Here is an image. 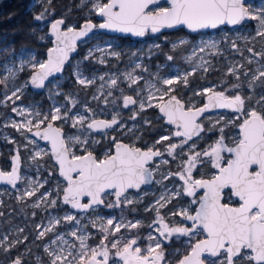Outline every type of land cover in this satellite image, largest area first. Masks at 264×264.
<instances>
[{
	"label": "snow or ice",
	"instance_id": "6c2138e0",
	"mask_svg": "<svg viewBox=\"0 0 264 264\" xmlns=\"http://www.w3.org/2000/svg\"><path fill=\"white\" fill-rule=\"evenodd\" d=\"M51 3L52 0H46L47 6L34 16V20L44 21L50 14ZM87 3H91L89 12L99 16L101 23L94 24L91 19H87L77 29L76 26H66L64 18L56 19L51 22L50 31L46 34L53 43V47L47 49L46 60H37L32 50L26 49L21 52V56L27 55L28 58L21 59L18 67L13 62L12 66L5 64L0 68V87L3 89L0 92V106L11 104V112L22 117L20 122L13 120L5 126H11L21 135L32 133L35 137L50 141L51 158L58 165L60 176L67 182V187L63 189V202L77 210V215L65 213L63 217L50 216L47 224H35L36 240L43 241L49 234L52 238L43 244L44 255L36 256L34 264H110V261L112 264H205L206 261L207 264H264V6H246L247 0H81L80 6ZM162 3L167 6H162ZM249 21H256L254 34L238 38L247 44L259 37L261 50L256 51L253 47L242 50L236 40L230 41V49L234 54L239 53L248 65L255 63L258 67L252 70L247 69L245 63L230 62L225 77L234 78L233 83L222 80L220 85L224 87L223 91H218V86L212 85L194 93L195 96L206 97L207 102L202 107H196L195 104L186 106L174 93L181 84L189 86V77L198 72L207 74L215 68L212 61L206 60L203 55L197 57V51L202 54L206 49H211L212 56H222L223 49L218 47L219 42L216 40H202L195 44L192 54L185 57L191 67L183 72L175 70L174 74L167 77L162 76L159 70L149 71L140 63H136L131 71H125L121 76L112 74L107 80L105 76H85L80 70V64L93 58L94 53L120 57V53L112 50L110 44L89 48L82 61L74 65L72 75L76 84L83 89L87 90L97 80L101 81L91 95L92 101H102L105 106H117V102L122 99L123 108L132 110V115L128 117L132 121H136L146 109L157 107L162 114L161 119L166 118L168 124L176 126L175 132L160 136L147 150L122 143L111 136L108 139L114 145V150L109 148L103 158H97L89 150L92 145L100 143L93 139L94 133L107 135L108 130H121L135 134L139 128L135 125L127 127L119 112H112L110 120L96 119V111L88 103H82L73 93L60 91L59 83L49 89V99L53 95L62 96L64 103L53 105L47 113L17 105L25 88L48 87L51 83L49 78L64 71L69 54L76 49L77 41L86 40L95 29L144 37L148 33H161L162 29L180 26L192 33L225 25L240 29ZM46 36H38L37 39L43 41ZM224 40L227 42L228 37L225 36ZM189 43L188 40L178 39L171 47L175 51L187 47ZM152 47L159 49L160 45ZM244 51L250 55L244 56ZM194 57L196 63L193 65ZM166 59L172 61L174 57L168 55ZM99 63H106L105 56L100 58ZM25 67L32 69L29 80L16 85L18 73ZM137 69L147 73L150 78L137 75ZM121 81L127 82L128 89L134 95L124 94V89L120 87ZM10 82L13 85L11 89L8 87ZM113 89L121 95L113 96ZM245 90L246 94H242ZM227 92L234 94L227 95ZM78 106L79 111L76 110ZM216 108L231 109L236 116L230 120L224 117L215 121L209 119L210 127L205 129L201 122L204 114ZM100 111L103 114V109ZM29 116L32 119H28ZM57 121L62 125L69 124L77 134L65 136L62 127L54 126ZM143 124L151 127V120L144 119ZM230 125L238 129V134L227 141L225 129ZM206 130L218 131L219 135L208 149L196 151L193 138L199 139ZM173 138H179V142L172 143ZM164 142L167 145L162 152L156 146ZM77 146L82 150V155L73 151ZM186 147L188 151L185 153ZM177 149L180 150L181 158L178 170L159 172L161 165L169 163L163 159L165 152L175 160ZM225 153L230 154L231 158L225 159ZM45 155L49 153L39 150L31 159L37 161ZM154 158H160V164L149 167ZM11 159L10 171L0 170V181L13 188H16L18 181H25L27 187L16 197L17 201L24 202L35 197L31 205L33 209L40 208L42 204L45 210L49 207L54 209L58 201L52 198L53 192H41L43 183L20 175L18 150ZM205 165H210L214 174L209 179H195L194 170ZM154 172L160 175V180L155 179ZM174 177H178L182 183L173 189L165 185L164 192L144 208L146 212L155 213L149 224L145 225L140 220H126L125 209L129 213L136 212L138 209L135 205L143 200L139 191L137 198L130 197V189L140 190L143 185L161 184ZM110 195L114 199L107 201ZM83 197H87V203L82 202ZM180 197L191 198L188 206H177L176 210H169L167 217L161 214L162 210L168 209ZM101 206L119 209L120 215L111 218L97 215L89 219L92 227L99 226L98 231L103 237L93 247L87 243L91 238L87 231L88 225L82 224L78 215L95 212ZM4 216L3 201L0 200V218ZM32 216H36L35 211ZM4 223L10 224V221ZM58 225H67L68 230L59 232ZM145 226L155 232V235L149 232L146 248L142 249L138 245L142 239L139 235L127 239L115 238L121 229L130 233L133 229ZM23 232V228L9 227L7 233L0 234V251L10 254L13 249L24 244L28 236L19 238ZM10 235L15 238L10 239ZM110 236L113 237L111 241ZM181 237L187 239L181 240ZM196 237L202 238L193 242ZM173 238L186 246L187 251L182 258H170L172 253L180 252L179 247L172 249L171 253L166 251V244L172 243ZM27 253L31 255V249H27ZM8 264H25L23 254L10 258Z\"/></svg>",
	"mask_w": 264,
	"mask_h": 264
},
{
	"label": "rangeland",
	"instance_id": "374dc122",
	"mask_svg": "<svg viewBox=\"0 0 264 264\" xmlns=\"http://www.w3.org/2000/svg\"><path fill=\"white\" fill-rule=\"evenodd\" d=\"M46 0H34L32 4L36 2H42ZM106 2V0H105ZM81 3V0H80ZM80 3L76 10H80L79 14L82 16L81 21L73 20L66 23V26H78L81 22L87 19H92L95 13L89 12L91 8V3L85 4L83 7L80 6ZM162 6H167L162 3ZM246 6H252L254 8H260L264 6V0H247ZM70 10V9H68ZM68 12V11H67ZM76 13L72 14L74 18ZM48 20L45 24L49 25L52 21ZM45 24H42L40 28H43ZM256 27V21H249L243 25L242 28L237 29L235 27H227L221 26L218 29H211L201 31L195 35H190L183 30L182 33L174 34L172 30L169 32H163L156 36L150 37L147 36L141 40H133L129 37H119L115 34H108L105 32H97L90 35L86 40L83 41L82 45L79 47L78 53L71 59L70 63L65 67L64 71L57 76H54L50 79L51 83L48 84V87L44 88L41 92H35L30 87L24 89L22 98L20 101H17V105L24 108H29L32 111H40L47 113L53 105H62L64 103V98L62 96H52V99H49L50 92L49 89L56 83L60 85V91L64 93H73L78 100L82 103H88L89 107L96 111L95 118H112V112H119L121 117L123 118V122L127 125V127H133L135 125L139 128V131L135 134L126 133L121 130H108L107 135H101L100 133H94L93 139L99 140V144H94L89 149L90 151L99 150L98 158H103L104 153L109 148H112L113 145L110 143L108 137L115 136L117 140H123L128 142L129 144L136 145V142L139 140L136 137L142 136L145 125L143 124L144 119H157L161 117V113L157 107H152L146 109L140 116L137 117L136 121L129 120L128 117L132 115L131 109H124L122 107V99L117 102V106H113L111 104L105 106L103 102H97L91 100V95L95 92L96 88L99 87L101 81L97 80L96 84L87 90L83 89L81 86L76 84L75 79L72 75L73 67L76 65L78 61H82V58L87 54L89 48H93L96 45H100L104 47L105 45H112V50L119 52L120 57L116 58L110 55H106L103 53H94L93 58H90L87 61H83L80 64V70L83 72L85 76H105L107 80L112 74L117 76H121L125 71H131L132 67L136 63H140L142 66L149 69L151 72L160 71L162 76H170L174 74L175 70H179L181 72L188 70L191 65L185 60V57L190 56L192 54V47L195 44H198L200 41L207 40H216L218 41V47L223 49L222 56H212L211 49H206L204 53H199L197 51V57L203 55L206 60H211L215 65L214 69H211L207 74L198 72L194 76L189 77V86L184 87L182 84L177 87V91L174 93L177 98H179L186 106L190 104H195L198 106L206 101V97L203 96H195L194 93L204 87H210L212 85H217L218 91H223L224 87L220 85L222 80H227V82L233 83L234 78L225 77V72L229 63H245L247 69L254 70L258 67L257 64L253 63L252 65H248L246 61L243 60L239 53H233L230 49V41L236 40L237 45L244 50L246 47H253L256 51L261 50V41L260 38L257 37L255 41H250L247 44L241 38L242 36H247L250 34H254ZM48 33L47 30L41 31L39 36H46ZM228 37V41L224 40V37ZM167 37V39H165ZM178 39L188 40L190 43L187 47H181L177 50H172V43L176 42ZM48 40L47 36L46 39ZM44 40V41H45ZM155 44H159L160 48L156 49L152 47ZM32 50V54H34L37 60L43 61L45 60V52L38 51L34 47L23 46L19 50H14L13 47L3 38H0V68H2L5 64L8 66H12L13 62L18 67L21 59H27V55L21 56V52L24 50ZM136 53L135 56L132 54ZM168 55H172L174 59L172 61H168L166 57ZM250 54L247 51H244V56H249ZM102 56H105L106 63L100 64L99 60ZM258 59V58H257ZM193 65L196 63V57L193 58ZM32 69L30 67H25L22 72L18 73V77L16 80V85L24 84L29 80L30 73ZM137 75H143L145 78L148 77L147 73L141 72L140 69L136 70ZM6 75V73H3ZM204 77V78H202ZM243 79V77H242ZM143 82H141L142 86ZM12 83L10 82L8 87L12 88ZM120 87L124 89V94L126 95H134V92L127 87V82H120ZM3 89L0 87V92ZM10 94V91H9ZM227 95H233V92H227ZM242 94H246L242 92ZM121 94L118 90L113 89V96L119 97ZM2 98V97H0ZM111 99V98H110ZM167 99V98H166ZM156 103V102H154ZM12 105L9 104L7 107L0 106V167L4 170H8L10 166V158L16 154L17 150L19 151V155L22 161L21 167V176L25 178H30L32 180L38 181L39 183L44 184V188L40 191L43 192L45 190L53 192V199H57V205L53 209L49 207L45 210L44 205L42 204L40 208L33 209L31 205L36 199H26L24 202H18L16 197L27 187L25 181L21 180L17 184L16 188H10L8 186L0 185V200L3 201V211L5 216L0 218V234L7 233L9 227H19L23 228L24 232L20 235L19 238H23V236H28V240L25 241L24 244L19 245L16 249H13L10 254H6L3 251H0V264H8L10 258H14L18 255L23 254L25 264H34V260L36 256H43V244L47 243L48 240L52 238L51 234L45 237L43 241L36 240V233L34 231V226L37 223L43 222L47 224L48 218L50 216L53 217H63L65 213H71L73 215H77V210L72 209L70 204H65L63 202V189L65 187V182L61 179L57 173H54L52 167L56 168V165L52 162L50 155H45L43 158H38L37 161H33L31 156L39 150H44L49 153V148L47 143H43L40 140V137H35L32 133H25V135H21L10 125L11 121L15 120L20 122L22 117L18 116L15 113L11 112ZM100 109H103V114H101ZM80 110L79 106L76 109ZM236 116L235 113L221 110L215 111L206 114L201 122L204 124L205 129L210 127L208 123L209 119L215 121L219 117H224V119L230 120L234 119ZM28 119H32L31 116ZM57 125L61 126L65 130V136L76 135V130L71 128L69 124H61V122H54ZM36 131V129H33ZM176 131L175 127L164 126L163 131L159 134V136L152 142H148L146 144L147 147H152L153 144L160 136L171 135ZM225 134L227 141H231L238 134V129L229 126L225 129ZM219 135L218 131H205L201 133L200 138H193V141L196 144V151H204L208 149L209 145L213 144V142L217 139ZM14 141V143L10 142ZM29 141H34V143H30ZM226 141V142H227ZM172 143H178L179 138H173ZM191 143V142H190ZM27 145V147H25ZM167 142H164L161 147H158L162 152L164 151ZM157 147V146H156ZM73 151L77 155L83 154L82 150L77 146L73 148ZM188 148L184 149L186 153ZM180 150L177 149V157L173 160L171 157L167 155L165 152L163 159L168 160L169 163L167 165H161L159 172H176L178 170V165L180 163ZM230 154L225 153V159H230ZM50 159V161L48 160ZM155 164H160V158H156L152 167ZM214 174V170L210 165H205L204 167H198L194 170L193 176L195 179L208 178ZM155 179L160 180L161 177L158 173L154 172ZM47 181V183H44ZM182 182L179 181L178 177L171 178L169 180L162 181L161 184L153 183L151 185H145L140 190L130 189L129 196L132 198H137V192L139 191L140 195L143 196V200L140 204L135 205L138 209L136 212L129 213L127 209H125L124 215L126 220L135 222L136 220L142 221L143 224H149L153 217L155 216L154 212H146L144 208L149 204H152L156 198H158L165 190V185L168 189H173L178 187ZM146 193V195H144ZM202 194V192L200 193ZM39 195V193L37 194ZM107 201H111L114 199L113 196H108ZM190 197H180L177 200H174L172 204L168 206V209L162 210L161 214L167 217L169 210H176L177 206H188V202ZM131 207V206H130ZM36 212V216H32V212ZM11 213V215H9ZM100 216L103 218H111L113 216L119 217L120 210L119 209H108L103 206L96 209L95 212L89 211L88 213H80L78 215V219H81L82 224L88 225L87 231L91 234V238L87 241L90 246H96L99 244L100 240L103 238L97 227H92L89 224L90 218H95L96 216ZM88 217V219L84 218ZM4 221H10V224L4 223ZM190 223V222H187ZM67 225H58L57 231L64 232L67 231ZM152 231L148 227H140L138 229H133L130 233L121 229V232L117 234L115 237L119 239L120 237H124L125 239L131 238L139 235L142 237L138 241V245L143 249L148 245V240L146 239L149 235V232ZM152 234L155 235V232L152 231ZM10 239H14V235H10ZM70 240L73 239L68 237ZM202 238L196 237L193 239ZM113 237H109V241H111ZM181 240H186L187 238L181 237ZM78 246V241L76 242ZM180 248L179 253H172L170 258L179 259L187 251L186 246H183L175 241L173 238V242L170 244H166V251L171 253L172 249ZM27 249H31V255H28ZM47 258L45 257V260ZM211 259V258H209ZM112 264V261H110ZM207 264V261H206Z\"/></svg>",
	"mask_w": 264,
	"mask_h": 264
},
{
	"label": "trees",
	"instance_id": "16d2710c",
	"mask_svg": "<svg viewBox=\"0 0 264 264\" xmlns=\"http://www.w3.org/2000/svg\"><path fill=\"white\" fill-rule=\"evenodd\" d=\"M34 0H0V38L6 40L14 50H19L23 46L34 47L38 51L46 52V49L51 45V40H39L37 37L41 31L48 29L45 24L48 20L62 17L69 21H81L82 16L78 15L80 10H76L80 0H52L50 5V14L44 21L34 20V16L41 12L46 1L36 2ZM70 9V10H68ZM68 11V12H67ZM76 13L73 18L72 14ZM94 19V17H92ZM45 24L43 28H40ZM35 30V35H33ZM183 29L179 28L174 31V34L182 33ZM166 126L164 119L161 117L151 120V127L144 128L141 138L136 142L137 146L145 147L148 142L154 141ZM157 145V147H161ZM50 161V159H48ZM54 173H57L56 168L52 167Z\"/></svg>",
	"mask_w": 264,
	"mask_h": 264
},
{
	"label": "water",
	"instance_id": "95a60500",
	"mask_svg": "<svg viewBox=\"0 0 264 264\" xmlns=\"http://www.w3.org/2000/svg\"><path fill=\"white\" fill-rule=\"evenodd\" d=\"M60 18H62V17H56L55 19H53L51 22H53L54 20H56V19H60ZM86 20H84L83 22H81L78 26H76L77 27V29L85 22ZM91 21L94 23V24H99V23H101L102 22V19L99 17V16H97L96 14L94 15V19H91ZM51 22H50V24L48 25V29H47V31L49 32L50 31V25H51ZM225 26H227V27H233V26H230V25H225ZM221 27V26H220ZM179 28H181V29H183L185 32H187L188 34H190V35H195V34H197V33H192V32H190L188 29H186V28H184L183 26H180V27H176V28H171V29H169V28H165V29H162L161 30V33H163V32H169V31H172V30H175V29H179ZM205 30H211V29H204V30H201V31H205ZM97 32H105V33H108V34H115V35H117V36H119V37H129V38H131V39H133V40H141V39H144V38H146L147 36H150V37H153V36H156V35H158V34H161V33H156V34H152V33H148V34H146L144 37H139V36H135V35H132V34H126V33H120V32H114V31H110V30H101V29H95V30H93V33H90L89 34V36L90 35H92V34H94V33H97ZM83 41L84 40H78L77 41V45H76V49H75V51H73V52H71L70 54H69V61L68 62H66V64H65V67L70 63V61H71V59L78 53V50H79V47L82 45V43H83ZM51 47H53V43L51 42V45L48 47V48H51ZM47 48V49H48ZM47 49H46V52H45V60L47 59ZM65 67H64V69H65ZM31 73H32V71H31ZM31 73H30V75H31ZM60 73H58V74H55V76H57V75H59ZM54 77V76H53ZM52 77H50L49 78V80L51 79ZM47 83V82H46ZM31 89H33L35 92H41L43 89H37V88H34V87H31V86H29ZM179 99V98H178ZM207 102V100L204 102V103H206ZM204 103H202V104H200V105H198V106H196V107H202L203 106V104ZM122 107H123V104H122ZM125 109V108H124ZM221 110H226V111H229V112H232V113H234L231 109H222V108H216V109H210L209 110V112H207V113H205L204 114V116L206 115V114H208V113H211V112H215V111H221ZM236 114V113H235ZM96 119H105V120H110L111 118H96ZM164 122H165V124L167 125V126H170V127H175L176 128V126L175 125H170V124H168L167 122H166V118H164ZM54 126L55 127H61V126H59V125H57L56 123H54ZM63 129V128H62ZM63 132H64V134H65V130L63 129ZM40 140L43 142V143H47V145H48V148H49V155H50V153H51V143H50V141H46V140H42L41 138H40ZM118 141H120V142H122V143H125V144H129L128 142H126V141H123V140H118ZM129 145H134V144H129ZM136 147H138V148H140V149H142V150H147V148H143V147H141V146H137V145H135ZM112 149L114 150V145H113V147H112ZM15 155V154H14ZM82 155V154H81ZM94 155H95V153H94ZM12 158V157H11ZM10 158V166H9V169L7 170V171H10V169H11V167H12V159ZM50 158H51V155H50ZM156 158H154V160H155ZM51 160H52V162L56 165V163H55V161H54V159L53 158H51ZM153 163V162H152ZM152 163H150V165H149V167H152L151 165H152ZM21 167H22V161H21V158H20V174H21ZM0 170H3V171H6V170H4L3 168H1L0 167ZM56 170H57V175L61 178V179H63L64 180V182H65V187L64 188H66L67 187V182H66V180L62 177V176H60V174H59V167H58V165H56ZM210 177H206V178H203V179H209ZM19 183V181L17 182V184ZM0 185H4V186H8V187H10V188H13L10 184H7V183H5V182H3V181H0ZM145 185H143L142 187H144ZM141 187V188H142ZM63 196H64V191H63ZM82 199V202H84V203H87V197H83V198H81ZM70 206H71V204H70ZM205 255H207V254H205ZM205 264H206V262H205Z\"/></svg>",
	"mask_w": 264,
	"mask_h": 264
},
{
	"label": "flooded vegetation",
	"instance_id": "af4514ba",
	"mask_svg": "<svg viewBox=\"0 0 264 264\" xmlns=\"http://www.w3.org/2000/svg\"><path fill=\"white\" fill-rule=\"evenodd\" d=\"M142 147V146H141ZM143 148H149V147H147V146H145V147H143ZM98 151L99 150H94L93 152L95 153V155H98ZM98 158V157H97Z\"/></svg>",
	"mask_w": 264,
	"mask_h": 264
}]
</instances>
